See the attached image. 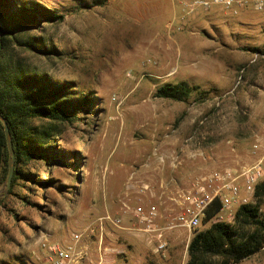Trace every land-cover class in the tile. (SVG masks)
<instances>
[{"label":"rangeland","instance_id":"obj_1","mask_svg":"<svg viewBox=\"0 0 264 264\" xmlns=\"http://www.w3.org/2000/svg\"><path fill=\"white\" fill-rule=\"evenodd\" d=\"M37 1L62 19L29 32L56 50L20 56L93 102L54 142L66 159L25 166L35 180L17 195L0 185V264H44L46 240L77 233L83 264H186L195 228L174 220L182 194L215 170H264V0ZM183 80L198 87L186 101L156 96ZM140 205L158 210L166 248ZM236 208L214 221L233 223ZM237 264H264V248Z\"/></svg>","mask_w":264,"mask_h":264},{"label":"trees","instance_id":"obj_2","mask_svg":"<svg viewBox=\"0 0 264 264\" xmlns=\"http://www.w3.org/2000/svg\"><path fill=\"white\" fill-rule=\"evenodd\" d=\"M105 2L94 0L95 4ZM61 19L57 10L37 0H0V112L7 118L13 136L16 158L8 192L15 195L18 194L16 188L23 184L22 179L35 180L25 166L37 160L51 163L52 158H67L61 152L53 157L54 142L64 127L78 122L82 112L93 102L88 94L75 95L68 83L59 82L34 67L18 51L23 48L33 53L54 52L56 49L49 48L44 37H37L29 30ZM197 88L186 80L166 82L157 89L156 96L186 101ZM9 160L4 124L0 120V185H8ZM261 181L257 184L256 202L238 206L233 223L214 221L222 206L220 199L215 200L200 224L209 225L194 229L186 264H237L264 248L261 214L264 182ZM23 192L27 204L29 195L25 189Z\"/></svg>","mask_w":264,"mask_h":264},{"label":"built area","instance_id":"obj_3","mask_svg":"<svg viewBox=\"0 0 264 264\" xmlns=\"http://www.w3.org/2000/svg\"><path fill=\"white\" fill-rule=\"evenodd\" d=\"M225 2L231 4L233 0ZM263 177L261 162L244 166L239 171L225 168L215 170L206 176L202 175L182 194L174 220L192 231L201 224L216 199H220L222 204L220 213L232 212L231 209L242 204L254 203L257 184ZM134 214L145 225V229L156 238L158 250L166 248L164 228L162 230L156 223L158 210L155 207L146 208L140 205L134 208ZM117 222H120V219ZM43 246L47 251L44 264H83L89 257L90 246L83 239V235L78 233L75 234V242L72 245L46 240ZM102 263L103 261H100L99 264Z\"/></svg>","mask_w":264,"mask_h":264},{"label":"water","instance_id":"obj_4","mask_svg":"<svg viewBox=\"0 0 264 264\" xmlns=\"http://www.w3.org/2000/svg\"><path fill=\"white\" fill-rule=\"evenodd\" d=\"M0 120L4 124V130H5V135H6V140H7V146L9 149L10 153V160H9V176L7 179L8 185L11 183V179L14 173L15 169V158H16V153L14 149V143H13V136L11 133L10 125L7 120V118L0 112Z\"/></svg>","mask_w":264,"mask_h":264}]
</instances>
